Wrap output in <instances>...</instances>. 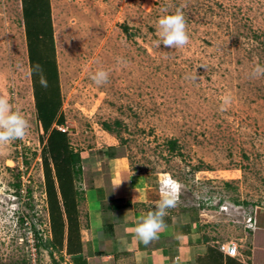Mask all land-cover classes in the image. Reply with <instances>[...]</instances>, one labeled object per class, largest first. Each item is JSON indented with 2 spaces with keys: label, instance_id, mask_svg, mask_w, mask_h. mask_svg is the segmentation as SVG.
I'll return each mask as SVG.
<instances>
[{
  "label": "rangeland",
  "instance_id": "obj_1",
  "mask_svg": "<svg viewBox=\"0 0 264 264\" xmlns=\"http://www.w3.org/2000/svg\"><path fill=\"white\" fill-rule=\"evenodd\" d=\"M22 1L34 6L0 0V96L31 125L23 140L0 149V264L28 263L29 226L38 264H60L46 237L45 135ZM38 1L45 11L47 1ZM48 2L64 117L58 127L71 146L93 161L111 148L138 177L153 184L145 176L161 177L158 190L174 179L173 209L191 212L207 240L236 241L244 263L264 264V76L250 75L264 66V0ZM177 7L190 42L157 48L158 19ZM98 68L109 73L102 86L91 79Z\"/></svg>",
  "mask_w": 264,
  "mask_h": 264
},
{
  "label": "crops",
  "instance_id": "obj_2",
  "mask_svg": "<svg viewBox=\"0 0 264 264\" xmlns=\"http://www.w3.org/2000/svg\"><path fill=\"white\" fill-rule=\"evenodd\" d=\"M80 154L81 173L62 187L69 213L54 176L57 205L51 212L45 193L46 237L60 264H246L207 240L191 212L174 207L157 239L147 246L138 242L133 230L139 217L154 209L163 179L145 176L153 184L138 177L124 157L104 153L93 161Z\"/></svg>",
  "mask_w": 264,
  "mask_h": 264
},
{
  "label": "trees",
  "instance_id": "obj_3",
  "mask_svg": "<svg viewBox=\"0 0 264 264\" xmlns=\"http://www.w3.org/2000/svg\"><path fill=\"white\" fill-rule=\"evenodd\" d=\"M46 1L47 9L45 11H41L37 4L39 3L38 0H34V6L31 7V10L26 9L25 3L22 1V11L25 21L29 64H35L38 61L43 67V73L48 82L46 88L41 87L36 82L35 76H31L37 119L45 135L42 138L44 144L41 157L48 208L51 212L53 206L56 207L57 205L55 177L58 189L61 192L63 206L65 211L68 212L69 206L65 202L62 187L66 183H71L73 174L78 176L81 173V154L71 146L67 132L58 127L64 124V117L59 114L61 100L58 71L54 56L50 6L48 0ZM44 25H47L48 28L45 29ZM55 123L57 127L53 126ZM105 127L108 129L106 124ZM107 151V154L111 156V148ZM20 221L24 222L23 216ZM37 243L38 241H36V247Z\"/></svg>",
  "mask_w": 264,
  "mask_h": 264
},
{
  "label": "clouds",
  "instance_id": "obj_4",
  "mask_svg": "<svg viewBox=\"0 0 264 264\" xmlns=\"http://www.w3.org/2000/svg\"><path fill=\"white\" fill-rule=\"evenodd\" d=\"M158 30L159 40L156 43L157 48L161 44L171 49L181 48L190 42L183 7H177L173 12L165 10L164 14L158 19ZM28 72L30 76L38 77L41 87L46 88L48 86L43 68L38 62L30 64ZM250 75L255 78L264 76V66L257 64ZM196 78L195 72L191 79L195 81ZM91 79L97 86H102L108 81L109 73L103 68H98ZM30 126V121L19 110H14L7 98L0 96V149L17 140H23L28 134ZM121 181L114 187L119 185ZM179 189V183L170 178L158 190L159 199L154 209L139 217L133 230L138 242L147 246L166 229L167 225L164 218L168 214V210L176 206Z\"/></svg>",
  "mask_w": 264,
  "mask_h": 264
},
{
  "label": "built area",
  "instance_id": "obj_5",
  "mask_svg": "<svg viewBox=\"0 0 264 264\" xmlns=\"http://www.w3.org/2000/svg\"><path fill=\"white\" fill-rule=\"evenodd\" d=\"M23 191V190H22ZM251 221V220H250ZM24 224H28V222H25L24 218ZM29 231V237H28V263L27 264H38L37 262V247L35 244V234L33 233V230H31V227H28ZM219 250L226 256L232 257V258H237L239 254V245L236 241H227L222 244H218Z\"/></svg>",
  "mask_w": 264,
  "mask_h": 264
},
{
  "label": "bare ground",
  "instance_id": "obj_6",
  "mask_svg": "<svg viewBox=\"0 0 264 264\" xmlns=\"http://www.w3.org/2000/svg\"><path fill=\"white\" fill-rule=\"evenodd\" d=\"M62 125V124H61ZM26 189V188H25ZM34 225V224H33Z\"/></svg>",
  "mask_w": 264,
  "mask_h": 264
}]
</instances>
